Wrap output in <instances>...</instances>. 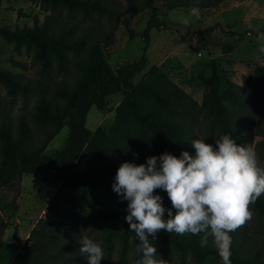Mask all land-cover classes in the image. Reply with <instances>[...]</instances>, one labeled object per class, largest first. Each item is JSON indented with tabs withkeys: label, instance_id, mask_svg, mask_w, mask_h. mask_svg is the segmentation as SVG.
Masks as SVG:
<instances>
[{
	"label": "trees",
	"instance_id": "1",
	"mask_svg": "<svg viewBox=\"0 0 264 264\" xmlns=\"http://www.w3.org/2000/svg\"><path fill=\"white\" fill-rule=\"evenodd\" d=\"M25 1L45 14L42 22L38 25L37 18L33 17L31 28L10 30L0 27V38L12 44L16 52L22 47L31 50L32 60L38 65L36 72L41 77H47L53 70L61 72L68 65L77 71V75L69 85L63 81L53 83L48 97L38 96L31 114V122L41 136L38 144H33V133L23 115H17L15 123L6 114L0 115V185L15 184L22 175H31L37 170H44L42 184L57 185L45 207L44 218L37 223L38 229L31 231L35 237L30 245H27L28 239L20 244L13 235L14 243L9 246L10 260L13 264H86L85 257L79 252H76L78 258L76 253L64 257L65 253H73V249L62 242L64 238L70 244H79L81 237L75 216L78 202L83 213L101 224L108 243L116 236L122 243L132 246L138 264L142 254L137 252L138 238L125 220L127 208L119 205L114 191L96 193L97 186L110 190L104 179L117 173L124 162L118 156L128 150L132 154V163L137 166L140 162L145 164L146 158L158 157L165 152L177 158L183 151L194 156L191 141L196 138L191 129L197 117L202 118L205 128L216 139L228 134L237 144L251 146L252 131L241 125L238 115L249 97L243 87L229 81L212 62L208 64L209 81L200 105L171 82L159 67H151L134 85L132 79L146 63L144 52L136 61L121 64L113 71L103 55L104 49L112 43L111 33L91 37L78 22L61 19L62 12L67 17L79 14L81 20H90L93 15L111 17L115 11L111 2ZM228 1L244 0H198V3L197 0H141L137 9L119 15L131 16L146 9L154 13V3H161V7L170 12L191 11L193 7L216 10ZM163 26L156 19H149L142 33L143 40L147 42L151 28ZM115 29L114 24L111 32ZM212 30L205 29L203 34ZM225 34L237 41H242L245 36V33L231 31ZM69 54L77 58L71 62ZM13 65L21 67L17 63ZM243 83L255 87L256 97L264 99L263 66H255L252 75L243 78ZM0 88L4 103L16 108H21L35 91L46 89L40 82L5 70H0ZM116 94H120L121 99L114 109L110 129L107 132L101 128L93 132L87 130L84 123L90 107L106 112L107 99ZM64 126L67 135L62 148L52 155L44 154L48 143ZM250 206L264 215V194ZM6 226V223H0V228ZM201 238V234L178 235L160 231L152 242L158 241L169 248L181 263L188 256L194 264H222L215 247H201ZM230 260L231 264H264L257 257L240 259L232 247Z\"/></svg>",
	"mask_w": 264,
	"mask_h": 264
},
{
	"label": "rangeland",
	"instance_id": "2",
	"mask_svg": "<svg viewBox=\"0 0 264 264\" xmlns=\"http://www.w3.org/2000/svg\"><path fill=\"white\" fill-rule=\"evenodd\" d=\"M107 1L111 2L115 9L111 17L93 15L90 20H81L79 14L67 17L62 12L61 19L78 22L81 29L83 28V31L89 33L91 37L111 33L112 43L104 49L103 55L113 71L121 64L136 61L144 52L146 63L141 72L132 79L134 85L151 67H159L169 80L197 105H200L207 91L210 75L208 64L214 63L229 81L243 87L249 97L238 115L241 125L251 129V147L255 149L259 160L264 164V99L256 97L255 87L251 85L247 87L243 83V78L251 76L255 66L264 67V53L259 52L260 42L257 39L259 31H264V0L228 1L216 10H200L198 18L190 17V10L167 12L161 7V3L153 4L154 13L146 9L131 16H120L119 14L123 12L137 9L141 0ZM44 15L36 5L25 0H2L0 27L10 30L22 27L31 28L33 17L37 18L39 25ZM184 18L190 19L188 25L183 23ZM149 19H156L157 23L161 22L164 26L151 28L148 32V40L145 42L142 33ZM114 24L116 29L111 32ZM205 29L213 30L204 35ZM229 31L238 34L245 33V36L242 41H237L235 37L225 34ZM130 34L133 36L130 37ZM228 49L229 53H227ZM69 58L72 62L77 57L69 54ZM13 63L21 67L14 66ZM37 69L38 65L32 60L31 50L26 51L22 47L19 52H16L12 44L0 38V70L21 74L32 81L40 82L46 88L44 92L35 91L21 108L5 104L0 88V115L6 114L13 123L17 115H23L33 133L34 145L38 144L41 139L31 122L33 106L38 96L42 94L48 97L53 83L63 81L69 85L77 75V71L71 65L61 72L53 70L47 77L38 75ZM120 99V94L110 96L107 99V110L103 113L90 107L85 117V128L90 132L96 128L107 132L113 123L114 109ZM258 132L261 134H257ZM191 133L196 139L215 145L216 138L209 134L201 117H197L192 124ZM66 135L67 127L64 126L48 143L44 154L52 155L59 151L64 145ZM118 158L124 162H133L130 150L121 157L119 155ZM140 164L143 163L140 162ZM43 173L44 170H37L31 175H22L19 182L15 184L0 185V223L7 224L5 229L0 228V264H13L9 255V246L14 243L13 235L20 244L28 239L27 245H30L34 240L35 235H31V231L38 229L37 223L44 218L47 202L57 189V185L42 184ZM115 176L116 174H112L104 179L109 184L110 190L97 186L95 192L101 194L113 192ZM155 194L161 196L165 209H171L172 205L165 191L156 190ZM116 199L122 208H127V201H123L122 197L117 194ZM249 210L252 213L251 219L230 234L231 247L240 259L250 260L257 257L260 261H264V215L255 211L250 205ZM76 211V229L80 237L82 229L91 228L98 231L83 234L98 242H103L105 254L101 264H136L130 244L122 243L116 236L112 237L108 243L101 224L83 213L78 202H76ZM173 214H175L174 210ZM163 218H168L167 211ZM62 242L66 247L73 249V253H65L64 257L79 252L80 244H70L64 238ZM153 245L157 248V258L161 257L168 261V264H194L188 256L181 263L169 248L163 247L158 241ZM207 245L215 247L211 237ZM75 255L76 258L79 257L78 253ZM207 264L221 263L208 262Z\"/></svg>",
	"mask_w": 264,
	"mask_h": 264
},
{
	"label": "clouds",
	"instance_id": "3",
	"mask_svg": "<svg viewBox=\"0 0 264 264\" xmlns=\"http://www.w3.org/2000/svg\"><path fill=\"white\" fill-rule=\"evenodd\" d=\"M199 14V7H193L189 16L198 18ZM183 23L188 25L190 19L184 18ZM257 39L259 52L264 53V32ZM191 146L194 156L183 151L177 158L165 152L146 158L139 166L124 162L117 170L112 187L127 201L125 220L138 238L136 250L142 254L138 264H168L157 258L152 242L160 231L203 234L201 247L211 237L222 264H231L230 234L251 219L249 205L264 194V164L253 147L237 144L228 134L216 139L215 145L193 139ZM156 190L167 193L171 209H165ZM166 211L167 220L163 218ZM92 231L97 230H81L79 253L86 264H101L103 242L83 234Z\"/></svg>",
	"mask_w": 264,
	"mask_h": 264
},
{
	"label": "crops",
	"instance_id": "4",
	"mask_svg": "<svg viewBox=\"0 0 264 264\" xmlns=\"http://www.w3.org/2000/svg\"><path fill=\"white\" fill-rule=\"evenodd\" d=\"M245 1V0H244ZM242 2V1H241Z\"/></svg>",
	"mask_w": 264,
	"mask_h": 264
}]
</instances>
